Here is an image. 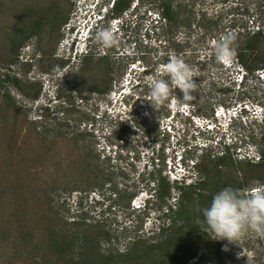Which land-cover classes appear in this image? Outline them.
Segmentation results:
<instances>
[{
    "label": "rangeland",
    "instance_id": "374dc122",
    "mask_svg": "<svg viewBox=\"0 0 264 264\" xmlns=\"http://www.w3.org/2000/svg\"><path fill=\"white\" fill-rule=\"evenodd\" d=\"M77 1L0 0V264H100L101 257L123 264L137 236L166 227V207L179 203L176 190L170 199L147 202L159 173L170 183L202 179L198 191L207 195V171L243 181L237 162L258 161L264 148V71L241 79L245 71L236 61L215 56L221 35L232 34L236 46L242 25L264 31V0H132L120 16L116 47L58 67L66 62ZM50 2L58 44L45 32L20 44L15 60L11 38L21 43L26 32L16 28L33 19L24 10ZM167 3L178 12L171 24L160 21ZM212 21L221 34L209 33ZM173 56L196 69L197 98L181 105L173 88L153 108L147 77L167 79ZM47 63L53 70H44ZM223 146L230 147L227 158L209 163L207 152L221 155ZM253 182L260 184L251 179L245 189ZM186 205L197 216L198 200ZM61 237L63 254L54 248ZM215 241L217 262L179 264H264V237ZM151 257L164 259L157 251Z\"/></svg>",
    "mask_w": 264,
    "mask_h": 264
},
{
    "label": "trees",
    "instance_id": "16d2710c",
    "mask_svg": "<svg viewBox=\"0 0 264 264\" xmlns=\"http://www.w3.org/2000/svg\"><path fill=\"white\" fill-rule=\"evenodd\" d=\"M131 4L132 0H116L114 4V12L117 14L116 17H120L124 11L131 7ZM54 8L56 7L54 6ZM177 13L176 9H174L170 3H167L160 12V21L162 19L165 24H171L176 21ZM57 21L58 16L55 13L53 23L55 24ZM251 23L254 24L252 21ZM234 26L236 27V25ZM223 29L224 28L218 26L216 21L215 23L212 21L209 33L221 34ZM12 38L10 41L11 54L14 55L13 58L16 60V53L20 47L19 45L24 43L23 40L25 35L20 40L21 43L19 44L14 42ZM234 38L237 54L232 60L236 61L242 70L245 71V74L241 79H244L245 76L247 77L250 74L254 75L260 71H264L263 27L256 25L255 27L250 28L242 25V27L239 28V31L236 32V37ZM213 41L215 42V40ZM14 59L10 62L13 63ZM43 68L44 70H53L54 65L47 63ZM6 80L16 87H19L20 85V82L16 78L10 79L7 77ZM38 94L39 92H35L33 96L36 98ZM5 99L9 101L8 96H5ZM229 150L230 147L223 146L221 155H217L218 153L213 154L207 152V155L212 158L209 163L227 158V155L230 153ZM209 163L206 165L207 167L211 166ZM237 163L245 174L243 177L244 180L241 181L240 179H236L237 177H231L229 174L231 182L228 180L222 181L224 179L219 177V173L212 172V174H209L207 171L206 176L211 179L209 182L212 183V189L207 195L198 191L202 185V179L201 181L199 180L193 183H188L186 179L170 183L166 178L162 177L161 173H159L158 177L155 179L156 185L153 194L150 195L151 198H149L147 202H150V199H153L154 197L170 199L172 198V190H176L178 192L179 203L177 206L175 205L174 208L172 206L166 207L164 215L169 220L166 227L163 226L164 228L159 229L158 232L137 236L133 242V250L127 253V255H123L126 257L123 264H147V262H149V264H179L184 260L187 261L194 259H196L197 262H217L220 258V248L216 246L217 242L211 239L213 237L212 235L206 234L200 230V225L198 223V221L202 219L200 212L197 216L191 215L186 204H191L198 200L200 207L206 206L212 195L218 190L226 186L245 189L248 185V181L251 179H257L260 181V184H264V148L259 149L258 161L245 158L239 160ZM217 177H219V180L214 183L213 181H215ZM212 179L214 180L212 181ZM57 242L59 243H57L54 248H57V250L63 254L67 247L66 241L61 237V240H58ZM201 246L204 247L202 251ZM154 251L163 254L164 259L162 263H158L157 259L151 257V252ZM111 259L112 258L101 257L100 259L98 258V261L100 264H107Z\"/></svg>",
    "mask_w": 264,
    "mask_h": 264
},
{
    "label": "clouds",
    "instance_id": "9594fccd",
    "mask_svg": "<svg viewBox=\"0 0 264 264\" xmlns=\"http://www.w3.org/2000/svg\"><path fill=\"white\" fill-rule=\"evenodd\" d=\"M78 1L80 8L75 5L63 45L65 58H71V64L76 57L85 58L95 50L114 48L119 43L115 33L119 31L121 20L120 17L110 16L116 0ZM236 54L232 35H221L215 45L217 61L228 63ZM164 71L167 79L147 77L152 107L166 101L172 95L173 88L182 94L175 97L181 105L197 98L195 94L200 84L194 80L197 72L193 66L173 56L166 63ZM199 212L202 216L198 221L200 230L214 236L215 240L234 243L252 235L264 237V184L253 182L247 189L223 187L212 195L206 206L199 208Z\"/></svg>",
    "mask_w": 264,
    "mask_h": 264
},
{
    "label": "flooded vegetation",
    "instance_id": "af4514ba",
    "mask_svg": "<svg viewBox=\"0 0 264 264\" xmlns=\"http://www.w3.org/2000/svg\"><path fill=\"white\" fill-rule=\"evenodd\" d=\"M17 7H19V5ZM3 8H5V7H3ZM21 13H23V11ZM23 14H25L26 16H30V15L33 16V19H26V22H28V23H23L22 25L20 23V27L16 28L19 30V33H20V31L26 32L25 38L23 40L24 43L26 41H28L29 39H31L32 37H39V39H42L43 33L46 32L47 40L51 41V44L54 43V41H55V46L58 44L59 39H60V35L58 37L56 36L55 40H53L51 37L52 32H53V26H54V23H53L54 6L51 2L46 4L45 9H43V8L35 9L33 7H28L24 10ZM61 26H62V24L60 23L59 28ZM54 55H55V49L51 48V50L48 52L47 56L50 57V56H54ZM38 56L40 57V54H38ZM66 62L63 64V66L59 65L58 67L64 68V65H66L68 68L69 66H72L69 59L66 60Z\"/></svg>",
    "mask_w": 264,
    "mask_h": 264
}]
</instances>
